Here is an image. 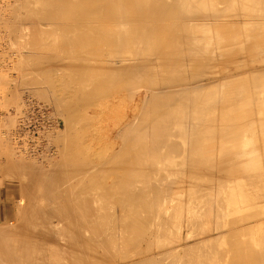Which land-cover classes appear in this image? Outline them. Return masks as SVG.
Here are the masks:
<instances>
[{"label": "bare ground", "instance_id": "bare-ground-1", "mask_svg": "<svg viewBox=\"0 0 264 264\" xmlns=\"http://www.w3.org/2000/svg\"><path fill=\"white\" fill-rule=\"evenodd\" d=\"M16 2L26 12L15 13V21L33 25L42 21V24H48L51 27L55 24L57 30L63 33L60 35H64L62 38L64 40L60 41L57 39L59 30L54 34L56 38L52 34L54 27L52 33L48 31L49 34H46L43 28L51 30V27L40 29L42 25L38 23L40 25L37 27L40 26L39 30L43 31H41L42 34L38 31L36 24L32 25L36 27L38 33L40 32L39 34L44 35L41 38L42 36L37 33L41 41L45 36L50 35L54 37V41L57 40L55 41L57 45L62 43L64 47L72 49L76 46L74 49L78 47L77 50L91 49L93 55L92 58L89 57L91 59L98 57L100 62L98 60L99 64L96 66L88 56L86 58L85 55L84 58V50L77 51L82 53L77 55L78 53L73 49L74 55L71 56L75 57L76 54L78 58L73 60L71 57V62L67 64L70 66V76L59 77L53 70L57 78L46 76L44 79L45 76H43L42 81L38 79V76L36 77L39 72L38 66L41 65L30 64L32 61L29 54L27 55L26 51L22 53L26 56H22L25 58L21 60L24 64L19 62L21 66L20 64L18 66L21 69L24 65L25 69L29 70L27 77L30 79L28 78V83L22 81V77L26 76L25 73L21 77V82L18 83L26 82L29 86L26 83V85H20L31 87L30 90L32 87L34 90L41 89H37L38 92L45 94L44 97L51 100L57 108L54 109L57 112L61 110L65 114L68 125L66 122L63 123L67 126H64L63 134L60 136V140L63 138L64 142H62L64 148L61 149V156L59 150H56L61 160L57 158L58 161L55 159L54 163L49 160L51 165L45 164L49 166L47 168H44L42 164L43 168L40 169L42 172L37 169L41 167L39 161L38 165H35L37 168L31 167L39 171L35 172L38 174L35 176L34 186L29 185L33 183L29 174L31 181L27 177V170L30 168L26 169L25 165H13L26 171L19 174L21 177V180L18 179L19 187L21 186L20 189L24 191L21 192L23 197L19 202L22 209L23 206L29 209L26 211L23 209L24 212L16 214V218H19L16 222L0 224V264H264V230L262 223H259L264 220V173L262 170L264 168L261 164L263 162H261V155H255L260 152L258 135L260 134V139L263 136L260 132L264 133V130L256 131L258 125L261 127L260 122L263 120L261 116L264 117V108L261 107L264 106V90L259 89L263 91L260 96L259 92L255 94L254 87H252L253 92L252 89L249 90L251 80L245 85V81L248 80V74L245 72H242V79L239 78L243 68L257 66L264 60V0H16ZM222 2L224 4H220ZM7 7L9 9L10 6ZM7 7L3 8L7 9ZM18 25L21 26L20 23ZM26 25L31 27L30 24ZM22 26H24L22 30L28 35L29 27ZM15 28L18 27L15 26ZM34 36L30 35L37 41ZM50 39L48 44L53 40ZM20 43H24L22 39ZM28 44L37 45H34L35 42ZM23 45L21 47L27 46L25 49H30L29 45L25 46V43ZM60 48L57 49L59 52ZM32 49L31 47L30 50ZM51 49L50 52L46 51L49 52L46 53L48 56L53 54ZM63 49L66 48H62V51ZM248 49L249 53H246ZM251 49L256 52L251 54ZM67 51L69 49L64 52ZM70 52L73 53V51ZM30 53L32 54L30 57L35 58L34 52ZM69 53H67L68 58H70ZM249 55L250 57L246 58ZM27 56L30 63L25 64ZM39 56L43 55H38L37 58ZM48 56L43 57L48 60ZM55 57L54 53L53 58ZM39 58L38 62H42L43 60ZM47 60H45L46 63H49ZM51 60H55L52 59V55L48 61L51 62ZM46 63L43 64L48 65ZM65 63L56 69L65 67ZM53 64L51 62L50 66ZM263 67L261 68L264 70ZM261 68L258 67L255 73L258 72L259 75ZM48 72L45 71L46 75L49 74ZM249 74L255 76L254 73ZM263 74L264 71L261 75ZM17 75H15L16 81ZM243 77L247 80L244 81ZM16 81L13 83L17 84ZM257 83L254 82L251 86L253 84L260 86ZM245 86H249V89L246 90ZM113 88L116 93L111 94V97L109 91ZM34 90L32 91L35 92ZM37 90L34 95L37 94ZM124 90L128 93L127 95ZM259 90L257 88V91ZM14 91L12 92L16 94ZM108 93L111 98L115 95L113 98L116 99L115 102L111 98L110 101L109 96L105 97ZM34 95L28 97L34 98ZM96 95L104 96L109 102H114L113 104L108 102L111 108L116 105L113 111L115 112L114 122H107L108 118L106 119L107 124L112 123L109 127L111 129L109 131L111 134H108L109 140L106 138L105 141L104 138L107 137L105 135L103 139L99 136L100 140L106 142L105 149L103 148L98 155L95 153L96 157L81 153L82 156L80 152H84V146L80 148L79 153L77 147L81 144L78 141L81 138L83 140L84 137L80 140L78 138L77 147L75 137L78 135H76L77 130L84 128L85 124L78 129L73 124L77 126L82 124L79 121H82L83 116L86 115L85 109L87 110L93 103L94 106L99 104L97 99L99 97ZM94 98L98 101L96 104L93 102ZM126 98H130V102ZM8 99L12 100V98ZM105 102L108 105L107 101ZM100 104L104 105V101ZM102 107L107 109L105 105ZM118 107H122V110ZM131 107L134 108V112L129 111ZM254 107L259 111L260 119L256 117L259 123L257 126L254 116L251 118ZM102 109L104 112L100 114L105 115V109ZM95 112L92 113L96 114ZM110 114L113 113L110 112L107 116ZM103 115H99L100 118L103 119ZM97 117H90L97 120V124L91 122L95 124V127H92L93 130L97 125L100 129L104 125V123L98 124L100 119ZM105 118L101 121H105ZM110 118L108 120L112 119ZM107 124L105 123L104 126L106 127ZM58 128L55 127L52 131L45 133V138L48 134L47 138H50V141L47 140L41 158H47V160L53 158L54 154L49 155L54 149L51 138L57 132L58 136L62 133L60 130L59 134ZM105 129L100 130V135L102 133L103 136ZM85 130L87 131V128ZM98 130L96 128V131ZM106 130L109 133L108 128ZM91 131L92 129L90 133ZM87 134L86 132L84 135L91 138ZM81 135L83 136L82 133ZM4 139H2L3 143ZM263 139L264 137L261 140ZM90 140L87 139L84 143ZM97 141L95 140L94 143ZM252 141L255 144L249 147ZM256 143L258 146H255ZM102 145H97L98 149L102 148ZM202 145L204 147L209 145L203 151L210 150L211 155L206 152V157L204 156L200 148ZM95 147L93 148L96 150L97 147ZM160 147H165L166 149H163L171 154L179 151L178 157L181 158H177L176 153L175 158L178 160H173L174 154L170 158L167 152L162 154L164 150L159 149ZM215 147L221 150L219 155L225 153L222 157L220 156L222 161L220 158L213 157L217 156L214 153H218L216 151L213 153ZM91 149L92 147L89 150ZM94 149L92 155H94ZM157 150H161L162 155H159V152L156 153ZM198 150H200L199 153L202 152L200 153L202 157L199 156L200 154L197 155ZM238 150L243 151L229 159V156ZM150 152L154 155L147 157L146 153ZM23 153L21 151L19 155ZM31 155L34 156L30 153L28 156ZM164 155L173 160L172 164H164L169 162L163 157ZM45 156L48 157L44 158ZM236 158L239 161L235 162ZM214 159L222 164L228 161V165L223 167L224 164L220 166L217 163L218 167L217 164L212 163ZM155 161L159 164L155 163L158 166L156 171H151L153 172L151 175L152 173L147 172L146 168H152L151 164ZM216 166L218 172H215ZM6 169L10 176L15 175L10 173L8 168ZM31 170H29L30 173H32ZM17 171L16 169L14 172L17 173L16 176L19 173ZM161 179L166 181L167 188L170 187L168 190L171 188L174 190L176 186H180L177 188L180 190H176L177 192L174 190L175 194L170 190L173 195L169 196V193L165 195L164 192L168 190L165 186L163 187ZM30 186L31 190L28 189ZM171 197H173L172 200ZM27 199L37 203L29 201L27 205ZM241 200L251 203L250 212L234 214L233 218L228 220L226 218L223 221L217 220L226 215V211L216 212L218 207L226 210H233V207L240 209L238 201ZM171 201L178 205H173ZM210 201H216V203L212 206ZM185 207H187L186 213ZM173 210L175 215L170 220L172 216L169 217V215ZM214 210L216 213L214 217L217 218L212 220L215 223L210 221V214ZM203 222L208 223L209 226L199 229V223ZM211 223H213L212 228ZM212 231L217 235L215 239L217 241L213 240L215 245L219 246L216 253L211 250L218 249L213 241L211 244ZM167 232L176 233L174 236L172 233L169 236L168 233L169 240L173 238L174 241L168 240ZM224 244L225 246L231 244L230 250H225ZM243 244H246V247ZM207 246L209 248L204 251L202 248ZM220 247L224 248L220 249ZM208 249L212 252L210 253ZM228 251L231 254H227ZM229 255L231 257H228Z\"/></svg>", "mask_w": 264, "mask_h": 264}, {"label": "rangeland", "instance_id": "rangeland-1", "mask_svg": "<svg viewBox=\"0 0 264 264\" xmlns=\"http://www.w3.org/2000/svg\"><path fill=\"white\" fill-rule=\"evenodd\" d=\"M1 1H2V2H1ZM1 1H0V3H1V4H0V21H1V23H0V94H1V95H0V100H1V101H0V135H1V136H0V137H1V138H0V141H1V142H0V213H1V212H4V213H5L6 211H7V212L9 211V212H8V213H5V214L8 215L7 217H6V216H5V217H0V224H4V225H5V224H8L9 221H12V223L16 222V220L19 219V218H16L17 215H18V213L20 214V212H24V210L26 211L27 209H29V208H26V206H23V209H24V210L22 209V207H20V206H22L21 203H20V202H21L20 200H21L22 197H23V196H21V195H23V193H21V192H24V191H23V189H20L21 186L19 187V180H21V177H19V176H20L21 173L24 171V169L21 168V167H16V166H18V164H19L20 166H24V165H25L24 167H25V168L27 167L26 169H28V168L32 169V170H31L32 173H30V171H29L30 169L27 170V171L29 172V173L27 172V177H28V180H29V181H31L30 179L32 178V182H33V183H31V184L29 183V185L34 186V179H35V176L38 174V173H35V172L37 171V169H38L39 171H41L40 169H42L43 166H45L44 168L49 167V166H46L45 164L49 163V164L51 165V163H52L55 159H56L57 161H58V159L61 160V157H60L61 154H62V150H61V149H63L64 146H63V144H62V142H63V138L61 137V138H62V139H61L62 141H61V140H60V136L63 134L64 128L68 125L67 122H66L67 120H66V118H65V116H64L65 114L62 113L61 110H59L61 113H60L59 111L57 112V110H56L57 108L54 107L55 105L52 104L51 100H48V98H45V97H44L45 94L42 95L40 91H39V92H40V95L38 94V93H39L38 90H41V89L37 88V89H38V90H37V89L35 88V90H34L33 87H32V89L30 90L31 87H25L24 85H20V84H25L26 82H27V83L29 82V81H28V78H29V77H27V73H29V70L27 71V70L25 69V66H24V65H22V67L24 66V68L21 67V69H20V67H19V66H21V64H24L23 61L21 62V60H22V58H23V60L25 59L24 57H22V56H25V54H22V53H24V52L26 51L25 53H27V55L29 54L28 56H29V58H30L31 61H32V62L30 63V60L28 59V56H27L26 60L24 61L25 64L29 62L30 64H32V63H36V65H41V66H42V67H41V66H38V68H39V72H38V73H39V74L37 73V75H36V77L38 76V77H39L38 79H41L42 81H43V78H44L43 76H45L44 79H46V76L49 77V78H53V77H54V78L56 79L57 77H56V75L54 74V72H55V73L57 74V76H59V77H61V76H63V75H65L66 77H67V75L70 76V75H69V74H70V72H69V71H70V70H69L70 66L67 65V64H69L68 62H71V57H72L73 60H74V58H75V59L78 58V57H76V54H75V57L71 56L72 54L74 55V50H76V53H78L77 55H79V54L81 55L82 53H79V52H82V51L84 50V51H83V56H84V58H85V55H86V58H88L89 56L92 58V55H93V54H92V52H91V49H88V48L86 49V48H85V49H80V50H81V51H80V50H77L78 47H77V49H74L76 46H74V47L72 46L73 49H74V50H73V49L70 48V47H68V48H67L66 46L64 47L63 45H61L62 43H60V45L58 44L59 47H61V48H60L61 51L59 52V51H58V50H59V49H58L59 47H58V45H57V42H56V44H55V41H57V40L54 41V39H53L54 37H53V36H50V35H49L48 37L45 36L46 39H45V37H44V39H42L43 41H41L40 38H39L38 35H37L38 31H40V30H39L40 26H39V28H38L37 25H40V24L42 25L40 29H42V27H45V28H46V27H51V26H48V24H42V23H43L42 21H40V22H36V23H35L36 25H35V24H34V25L38 28V31H37V29H35L36 27H33V26H34L33 24H31V23H26V22H25V23H22V22H19V21H18V22L20 23V25H21V26H19V25H18L19 23H18L17 21L14 20V14H15V13H16V14H17V13H18V14H19V13H24V12H26V10H25V9L23 10L22 8H20V6L17 5L18 2H16V0H1ZM221 1H222V0H221ZM9 2H10V3H9ZM14 2H15L16 4H15ZM238 2H240V1H238ZM5 3H6V4H5ZM13 3H14V5H13ZM229 3H230V2H229ZM9 4H10V5H9ZM220 4H224V3L222 2V3H220ZM12 5H13V6H12ZM2 6H3V7H4V6H6V7H7V6H10V7H9V9H8V7H7V9H6V8H3ZM19 8H20V9H19ZM12 9H13V10H12ZM18 9H19V10H18ZM6 10H7V11H6ZM8 11H10V12H8ZM12 11H13V12H12ZM19 11H20V12H19ZM1 14H2V15H1ZM8 14H9L10 16H9ZM3 15H4L5 17H4ZM4 18H5V19H4ZM9 18H10L11 20H10ZM241 18H242V17H241ZM243 18H244V17H243ZM246 18H247V17H246ZM246 18H245V19H246ZM258 19H261V18L258 17ZM2 20H3V22H2ZM14 21H15V22H14ZM16 22H17L18 24H17ZM9 23H10V24H9ZM12 23H13V25H12ZM15 23H16V24H15ZM38 23H40V24H38ZM5 24H6V25H5ZM14 24H15V25H14ZM26 24H28V25L30 24L31 27L27 26ZM7 25H8V28H7ZM22 25H25L26 27H29L30 30L28 29V33H27L29 36L26 35V34L24 33L25 31L22 30V28L24 27V26H22ZM32 25H33V26H32ZM4 26H5V27H4ZM15 26L18 27V28H15ZM32 27H33V28H32ZM53 27H54V28H53ZM10 28H11L12 30H11ZM14 28H15V29H14ZM20 28H21V29H20ZM52 28L54 29V33H52V31H53ZM55 28H56V29H55ZM8 29H10V30L8 31ZM34 29H35V30H34ZM47 29H49V30H47ZM32 30H34V31H32ZM46 30H47V31H46ZM58 30H59V29H58ZM58 30H57V27L55 26V24L52 25L51 30H50V28H46V29L43 28V31H44L46 34H49V32H50V33H52L53 35L55 34V32L57 33ZM15 31H16V32H15ZM41 31H42V30H41ZM41 31H40V32H41ZM43 31H42V32H43ZM48 31H49V32H48ZM59 31H60V32H58V34H59L60 38H61V39L64 38V35H60V34H63V33L61 32V30H59ZM20 32H21V33H20ZM31 32H33V33L35 32V33L33 34V33H31ZM40 32H39V33H40ZM42 32H41V33H42ZM29 33H30V34H29ZM39 33H38V34H39ZM19 34H20V36H19ZM22 34H24V35H22ZM42 34H43V33H42ZM42 34H39V35L42 36ZM46 34H45V35H46ZM52 34H51V35H52ZM58 34H57V36H58ZM30 35H31V36H34V35H35L34 37H36V40H37V41H35L33 37H30ZM36 35H37V36H36ZM262 35H263V34H262ZM21 36H22V37H21ZM27 36H28V37H27ZM41 36H40V37H41ZM43 36H44V35H43ZM43 36H42L41 38H43ZM54 36H55V35H54ZM59 36L57 37V39H59L60 41H63L64 39L61 40V39L59 38ZM15 37H16L17 39H15ZM37 37H38L39 39H38ZM26 38H28L29 40L26 39ZM47 38H48V39H47ZM50 38H52L53 40L51 41L50 44H48V43L50 42V40H51ZM55 38H56V36H55ZM262 38H263V37H262ZM21 39H22V43H23V42L25 43V46H26V44H27V45H29L28 48L31 49V47H32L34 50H33V49H32V50H30V49H25L27 46H26V47H21V45L24 46V45H23L24 43H23V44L20 43V42H21ZM23 39H25L27 43H26L25 40H23ZM30 39H31V40H30ZM32 39H33V40H32ZM16 40H17V42H18L19 44H18L17 42H15ZM39 40H40V41H39ZM45 40H47V41H45ZM11 41H12V42H11ZM28 41H29V42H28ZM32 41H34L35 44H34V42H32ZM38 41H39V43H38ZM13 42H14V43H13ZM47 42H48V43H47ZM28 43H33L34 45L37 44L36 46H38V45H39V46H38V47H36V46H32L31 44H28ZM40 43H41V46H43V48L46 47V48L48 49V47H50V46L52 47V49H51V47L48 49L49 52H50V49H51V52H53V54H51V55H52V59H53V60L55 59V60H54L55 62L51 60L52 64L54 63L52 66H50V65H51V62L48 61V60H50L51 55L49 54L50 57L47 55L49 52H46V51H48V50H47L46 48H44V49L41 48ZM42 43H43L44 45H42ZM58 43H59V41H58ZM54 44H55L56 46H55ZM54 46H55V47H54ZM62 46H63V47H62ZM252 46H253V45H252ZM57 47H58V48H57ZM23 48H24V49H23ZM36 48H37V50H36ZM40 48H41L42 50H41ZM53 48H55V49H53ZM56 48H57L58 50H57ZM62 48H66V49H63V51H62ZM38 49H40L42 52H41L40 50H38ZM68 49H69V51H73V53H72V52L69 53V51L64 52L65 50H68ZM70 49H72V50H70ZM261 49H262V47H261ZM18 50H19L20 53L18 52ZM20 50H21V51H20ZM53 50L59 52L60 54L57 53V52H54ZM251 50H252V49H251ZM27 51H28V52H27ZM31 51L34 52V53H33V57L35 56V58H37L38 55L48 56V60H47L46 57L39 56L40 58H39V57H38V58L41 59V60H43V61H42V62H41V61L38 62V61H39L38 58H37L36 60H35V58H31V57H32V54L30 53ZM77 51H79V52H77ZM85 51L90 52V53H87V52H86V54H85ZM39 52H40L41 54H40ZM44 52H45V53H44ZM254 52H256V51H254V49H253L252 52H251V54H253ZM263 52H264V50H263ZM263 52H262V53H263ZM35 53H36V54H35ZM37 53H38V54H37ZM42 53H43V54H42ZM46 53H47V54H46ZM54 53H55V56H56L55 58H53ZM64 53H65L66 55H65ZM67 53H69L68 55L70 56V58H68ZM246 53H249V49L246 51ZM21 54H22V55H21ZM30 54H31V57H30ZM44 54H45V55H44ZM61 54H62V55H61ZM63 54H64V55H63ZM58 55H59V56H58ZM61 56H63V58H62ZM65 56H66V57H65ZM87 56H88V57H87ZM25 57H26V56H25ZM41 57H43V58H41ZM80 57H82V56H80ZM90 57H89V59H91ZM249 57H250V55H249V56H246V58H249ZM58 58H59V59H58ZM61 58H62V59H61ZM65 58H66V59H65ZM67 58H68V60H67ZM82 58H83V57H82ZM93 58H94V59H91L90 61H91V62L93 61V63L95 62V65L98 66V64H99V62H100V58H98V57H97L98 59H97L96 57H93ZM95 58H96V59H95ZM64 59H65V62H67V63H65V62L63 61ZM33 60H34V61H33ZM45 60H47V62H49L50 64H49V63H46ZM56 60L58 61V63H56V62H57ZM95 60H97V61H95ZM98 60H99V62H98ZM35 61H36V62H35ZM59 61H60V62H59ZM62 61H63V62H62ZM19 62H21V64H20ZM14 63H15V64H14ZM43 63H44V64L46 63V64H48V65H44ZM59 63H61V64H59ZM64 63H65V67L62 66L63 68L56 69V68H58V67H61V65L64 64ZM18 64H20V65L18 66ZM55 64H56V65H59V66H56ZM54 65H55L56 67H55ZM263 65H264V60H262L260 63H258L257 66H253V65H251V67L243 68V69L241 70V74H242V75H239L240 77L238 76L239 78L242 79V76H243V73H242V72H245V73L248 74V75H247L248 80H247L245 77H243V78H244V81H245V80L248 81V83H246L247 81H245V85L249 84V80L252 81V79L255 78V79H253V81L255 80L254 82H258L259 84H258V83H257V84L260 85L261 87H260V86H257V85L254 86L255 84H253V86H251V84L254 83L253 81H252V82L250 81V84H249L250 89H249V86H245V87H247L246 90H248V89L251 90L252 87H254L253 89H255V91H256L255 94H257V92H259V96H260V94L262 95V92H263V91H260V90H264V84H263L264 82H263V83L261 82V81H264V80H263V76H264V74L261 75L262 72L264 71V70L261 68V67H263ZM43 66H44L45 68H44ZM46 66H47V69H46ZM48 66H50L51 69H52V67H53V68L55 67L54 69H52V72H53V70H54L53 74H52V72H51V69H50ZM258 67L261 68V69H260L261 71L259 72V75H258V72L255 73V71H258V69H257ZM48 68H49V69H48ZM263 68H264V67H263ZM18 69H19V70H18ZM22 69H23V70H22ZM44 69H45V70H44ZM254 69H256V70H254ZM40 70H41V71H40ZM55 70H56V71H55ZM59 70H60V72H59ZM262 70H263V71H262ZM18 71L20 72V74H19ZM45 71H46V72L49 71V72H48V73H49V74H48L49 76L46 75L47 73H45ZM57 71H58V72H57ZM65 71H67V72L65 73ZM43 72H44V75H43ZM250 72H251V73H254L255 76H254V77L251 76V74H249ZM25 73H26V76H25V77H22V76L25 75ZM40 73H41V75H42L41 78H40V76H41ZM50 73H51V75H50ZM59 73H60V75H58ZM245 73H244V76H246ZM17 74H18V75H17ZM235 74H236V73H235ZM15 75H17V81H16V78H15V77H16ZM53 75H54V76H53ZM252 75H253V74H252ZM9 76H10V77H9ZM11 76H12L13 78H12ZM51 76H52V77H51ZM256 76L258 77V80H257V81H256V78H257ZM2 77H3V78H2ZM18 77H19L20 79H19ZM21 77H22V81H23V82L26 81L25 83H23V82H22V83H18L19 81L21 82ZM238 77H237V78H238ZM252 77H253V78H252ZM9 78H10V80H9ZM14 78H15V79H14ZM23 78H25V79H27V80H25V79H23ZM250 78H252V79H250ZM261 78H262V79H261ZM13 79H14V80H13ZM29 79H30V78H29ZM4 80H5V81H4ZM6 80H8L9 82H8V81L6 82ZM15 81L17 82V84H16V83H13V82H15ZM4 82H5V83H4ZM260 82H261L262 85L260 84ZM2 83H3V84H2ZM8 83H9V85H8ZM27 83H26V84H27ZM4 84H5V85H4ZM13 84H14V85H13ZM26 84H25V85H26ZM18 85H19V86H18ZM27 85H28V84H27ZM39 85H40V84L38 83V86H39ZM13 86H14V87H13ZM20 86H23V87H20ZM28 86H29V85H28ZM18 87H19V88H18ZM11 88H13V89H11ZM22 88H23V89H22ZM24 88H25L26 90H25ZM28 88H29V90H28ZM257 88H258V90H259L260 88H261V89H260L259 91H257ZM4 89H5V90H4ZM16 89H17V90H16ZM20 89H22V91H20ZM114 89H115V88H113V90H114ZM253 89H252V92L254 91ZM14 90H15V91H14ZM27 90H28V91H27ZM32 90H34L35 92H33ZM36 90H37V94L34 95V94L36 93ZM113 90H112V91H111V90L109 91V93L111 92L110 95L113 94V93H116L115 90H114V91H113ZM12 91L16 92L17 95H16L15 93H13ZM31 91H32L33 93H32ZM124 91L126 92V90H124ZM124 91H123V92H124ZM250 92H251V91H250ZM12 93H13V95H12ZM109 93H108L105 97L108 98ZM263 93H264V92H263ZM14 94H15V95H14ZM18 94H21V95L19 96ZM121 94H122V93H121ZM127 94H128V93L126 92L125 95H127ZM26 95H27V97H26ZM30 95H34V98H35V99L37 98L36 100H38V101H41V102L44 101V103L47 104L48 106L50 105L49 103H51L52 105H50V108L52 107L51 110H52L53 112L55 111V112L53 113L54 116H55V113H56V112L59 113V114L56 113V119H57V120L59 119L58 121L60 122V125H59V128H58L57 131H60V130H61V131L63 130V131H62V133H61V131L59 132V134L61 133L59 136H58V132L54 135L53 138H56L55 140H54L53 138H51V140H53V141L51 142V143H52L51 145H52V146L54 145V149H55V151H54V149L52 150V152H51L49 155H51V154L53 155V154H54V155H53V158H48V160H47V158H46V157H48V156H45V157H44V158H46V159L41 158V157H42V154H41V156H40L39 154H36L38 157L35 156V154H34V156L31 155V156H33V157L28 156V155H29V152H26V151H23V152L26 153V154L23 153V154L19 155V151L17 150V148L15 147V144H14L13 140L11 139V131H13L14 128H15V126H16L17 119H18V115H20V114L23 113V111H24V109H25L24 107L26 106L24 102H26V98H28V96H30ZM37 95H39V96H37ZM41 95H42V96H41ZM122 95H123V94H122ZM15 96H16L17 98H16ZM257 96H258V95H257ZM39 97H43V98H39ZM46 97H47V96H46ZM96 97H99V98H100V100H99V98H97L98 101H99V104L97 103L98 101H96V99H95ZM96 97L94 98L95 101L93 100V102H95V104L97 103L98 105L96 104V106H94V103H93V105L91 104L92 106L90 105V106L87 108V110L85 109V112H84V113H85L86 115L83 114V115H85V116H83L82 121H79V122H82V124L80 123V125H78V126H77L76 124H73V125L76 126L77 129H78V127H81V125H84V124H85V125H84V128H85V129L87 128V131H86L83 127H82V128H83V131H81L82 128H79V129H80L79 131H81V132H79V131L77 130L76 135H77V134H78V135L75 137V144H76V147H77V144H78L79 142L81 143V144H78L79 146L77 147L78 153L81 151L80 148H82V146H84V152L81 151L80 154H81V153H84L83 155H87V154H88V156L91 154V155H90L91 157H94V156L96 157V154H95V153H97V155H98L99 152L101 153V152L103 151V148L105 149L106 146H104V145H106V142L100 140V137H99V136H101L102 139H103L105 136H107V137H105L104 139H105V141H106V138H108V140H109V135L111 134V133L109 132V131H111V129H110L109 127L112 126V125L110 126V124H112V123H110V124L108 123V124H107V122H108V121H109V122H110V121L114 122V121H113V119H114L113 116H114V113H115V112H113V111L115 110V107H116V105H114L115 107H114V108H111V104H113V103L115 102V100H116V99H113V98H115V95H113V98H111L112 95H111V97L109 96V100H110V101H111V99L114 100L113 103H112V102H109L107 98L105 99L104 96H103L104 98L101 97V95H99V96L96 95ZM5 98H6V99H5ZM8 98H12V100H11V99H8ZM23 98H25V99H23ZM102 98H103V100H102ZM110 98H111V99H110ZM39 99H40V100H39ZM41 99H47V100H43V101H42ZM126 99H127V101L129 100L128 102H130V98H129V99L126 98ZM2 100H4V101H2ZM15 100H16V101H15ZM258 100H259V98H258ZM258 100H257V101H258ZM48 101H49V103H48ZM103 101H104V105L107 106V109H109L108 111H107V109H105L106 107H102V106H104V105L101 106L100 103H101V102L103 103ZM105 101H107V104H108V105L105 104V103H106ZM108 102L111 103V104H109ZM259 102H260V106H261V100H260ZM15 103H16V104H15ZM22 104H23V105H22ZM257 104H259V103H257ZM257 104H256V105H257ZM109 105H110V106H109ZM256 105H255V106H256ZM263 105H264V102H263ZM93 106H94V107H97V108L94 109ZM100 106H101V108L98 109V107H100ZM253 106H254V105H253ZM21 107H22V108H21ZM90 107H91V108H90ZM256 107H257V106H256ZM261 107H262V109L264 108V106H261ZM261 107H259V108H261ZM54 108H56V109H54ZM102 108L105 109V112H106L107 114H106V113H104L105 115L100 114V113L104 112V110H103ZM118 108H119V107H118ZM88 109H89V110H88ZM92 109H94V110H92ZM119 109L122 110V107L119 108ZM119 109H118V110H119ZM252 109H254V110L252 111V112H254V114H252V112H251V115H252L251 118L254 116V119L256 120L255 123H256V126H257V125L259 124V123H258V119H260V118L258 117V115H259V111H258L257 108L255 109V107L252 108ZM98 110H99V112H98ZM131 110H133V112H134V108L131 107V108L129 109V111H131ZM90 111H91V112H90ZM95 111H96V112H95ZM109 111H110L111 113H113V114H110V116L112 115V117H113V118L111 117L112 119L110 118V116H107V115H109V113H110ZM92 112H95L96 114L99 113V114L96 115V114H94V113H92ZM97 112H98V113H97ZM108 112H109V113H108ZM255 112H257L258 114L255 113ZM91 113H92V114H91ZM59 115H60V116H59ZM62 115H63V116H62ZM99 115H103V116H104V117L102 116L103 119L100 118ZM255 115H256V116H255ZM95 116H96V117L99 116V117H97L98 119H100V120H98V121H99L98 124H100V125H103V123H104V125H105V123L107 124L106 127L108 128V132H109V133H107V130H106L107 128H106L104 125H103V127L101 126V127H102L101 129H103V128L105 129V128H106V129H105V132H106V133L104 132L105 134L103 133V136H102V133H101V135H100V130H101V129L98 128V125H97L96 128L99 129V130L96 131V128H94V130H93L92 127H93V126L95 127V124H97V120H96L95 118H92V119H91L90 117H95ZM106 116H107V117H106ZM12 117H13V118H12ZM16 117H17V118H16ZM85 117H87V118L85 119ZM88 117H89V118H88ZM105 117H106V118H105ZM256 117H258V119H256ZM8 118H9V119H8ZM104 118H105V121H101V120H104ZM107 118H108V119L110 118L111 120H108ZM251 118H249V119H251ZM261 118H263V120H261V122L259 121L261 127H259V125H258L257 128H256V131H259V129H260V131H261V130H264V129H263V126H264V117L261 116ZM10 119H11V120H10ZM87 119H88V121L90 120L89 122H90V124H92L91 126H90L89 122L86 121ZM106 119H107V122H106ZM83 120H85V121H83ZM91 120H92V121H91ZM95 120H96V121H95ZM245 120H246V118H245ZM61 121H62V122H61ZM100 121L102 122V124H101ZM262 121H263V122H262ZM65 122H66L67 125H64ZM83 122H84V123H83ZM91 122H93V123L96 122V123L93 125V123H91ZM63 123H64V124H63ZM86 123H87V124H86ZM78 124H79V123H78ZM262 124H263V126H262ZM61 125H62V126H61ZM88 125H89V126H88ZM100 125H99V127H100ZM64 126H65V127H64ZM62 127H63V128H62ZM88 127H89L90 129H89ZM258 127H259V128H258ZM4 128H5V129H4ZM60 128H61V129H60ZM91 129H92V131H91V133H90V130H91ZM109 129H110V130H109ZM5 130H6V132H5ZM84 130H85V132H84ZM189 130H190V129H189ZM3 132H5L6 134L3 133ZM9 132H10V133H9ZM86 132L88 133V134H87L88 137L91 136V138L89 137L91 140L85 136V135H86ZM92 132L97 133V135L94 136V135H93L94 133H92ZM101 132H103V130H102ZM189 132L191 133V131H189ZM189 132L187 133L188 135H189ZM7 133H8L9 136L7 135ZM81 133L83 134V136L81 135ZM260 133H261V135H263V136H261L260 139H259V135H260V134H259V132L257 133V134H259V135H258V142H259V143L257 142V143L259 144V146H258L257 143H256L257 145H255V146H258V147H259V148H258V147H257V148H258V150H260V152H257V153L254 152V153H255V155H259V156L261 155V157H260V158H261V162L263 161L261 164H262V168H264V167H263V166H264V165H263V164H264V150L262 151V148L264 149V143H263V140H264V139L261 140L262 137H264V133H263V131H261ZM262 133H263V134H262ZM79 134H80L81 136H80ZM84 134H85V135H84ZM89 134H90V135H89ZM91 134H92V135H91ZM108 134H109V135H108ZM104 135H105V136H104ZM3 136H4V137H3ZM57 136H58V138H57ZM47 137H48V134H47V136H46V140H49V141H50V138L48 139ZM81 137H84V139L82 140ZM85 137H86V139H85ZM92 137H94V138L96 137V138H95L96 141H97V138L99 137V138H98V141H97L96 143H94L95 140H93L94 138L92 139ZM189 137L191 138L190 135H189ZM4 138H5V139H4ZM78 138H79V140H80V138H81V140L78 141ZM249 138H250V137H249ZM253 138H254V137H253ZM2 139H4V143L2 142V141H3ZM9 139H11V140H9ZM57 139H58L59 141H58ZM87 139L90 140V141H89L90 143L88 142L89 144H88V143H84V142L87 141ZM254 139H255V138H254ZM56 140H57V141H56ZM84 140H85V141H84ZM108 140H107V142H108ZM189 140L191 141V139H189ZM250 140H251V139H250ZM260 140H261V141H260ZM77 141H78V143H77ZM91 141H93V142H91ZM100 141H101V143H99ZM253 141H254V140H253ZM253 141L251 142V144H249V145H250L249 147L254 146L255 142H254V144H253ZM53 142H54V143H53ZM59 142H60V143H59ZM102 142H103V143H102ZM56 143L61 144V145H59V146H62V148H59V149H58L59 146H58ZM63 143H64V142H63ZM92 143H93V146H92ZM98 143H99V144H98ZM104 143H105V144H104ZM55 144H56V145H55ZM90 144H91V145H90ZM96 144H97L98 146L103 144V145H102V148L98 149V146H97ZM2 145H3V146H2ZM5 145H6V147H5ZM11 145H12V146H11ZM85 145H86V146H85ZM87 145H88L89 147H88ZM1 146H2V147H1ZM80 146H81V147H80ZM94 146L97 147L96 150H97L98 152L93 148ZM206 146H207V145H206ZM206 146L204 147V146L202 145V147H200V148L202 149V150H201V149H200V150L203 152L204 156L206 155V154H205L206 152L209 153V151H210V150H209V151H208V150L203 151V149L208 148L209 145H208L207 147H206ZM215 146H216V145H215ZM55 147H57V148H55ZM91 147H92V149L89 150ZM96 147H95V148H96ZM100 147H101V146H100ZM189 147H190V142H189ZM203 147H204V148H203ZM15 148H16V149H15ZM85 148H86L87 151L85 150ZM161 148H162V149H161ZM163 148H165V147H160V148H159V149H161V150H164L163 152H162L161 150H159V151L157 150L156 153L159 152V155L161 154V152H162V154H165V152L168 153V151L165 150L166 148H165V149H163ZM260 148H261V149H260ZM4 149H5V150H4ZM93 149L95 150V151H94V155H92V154H93V152H92ZM218 149H219V148L215 147V148H214V151H213V153H214L215 151L218 152V153H214V155L216 154L217 156H213V154H212V156H213V157H216V159H219L220 156L222 157L223 155H225V153L223 154L222 152H221V153H222L223 155H222V154L219 155V152H220L221 150H218ZM2 150H3V151H2ZM6 150H7V151H6ZM8 150H9V151H8ZM56 150H57V151L59 150L60 156L58 155V152H57ZM60 150H61V151H60ZM82 150H83V149H82ZM88 150H89V152H88ZM101 150H102V151H101ZM200 150L197 151V155H199L200 153H202V152L199 153ZM217 150H218V151H217ZM16 151H17V152H16ZM241 151H243V150H238L237 152H234L233 154H231V155L229 156V159H231V157L233 158L237 153H240ZM261 151H262V152H261ZM1 152H2V153H1ZM56 152H57V153H56ZM87 152H88V153H87ZM91 152H92V153H91ZM178 152H179V151H177V152L174 151V153H172V154H171V153H168V154H169V157L172 158V156H173V154H174V156H173V160H174V159H177V158L180 159L181 157H178V156H180V154H178ZM210 152H211V151H210ZM245 152H246V151H245ZM245 152H242V153H245ZM4 153H5V155H4ZM167 153H166V154H167ZM176 153H177V158H175V157H176V156H175ZM179 153H180V152H179ZM262 153H263V154H262ZM7 154H8V155H7ZM30 154H31V153H30ZM146 154H147V157H148V155H149V156H150V155L152 156L153 152L146 153ZM162 154H161V155H162ZM168 154H167V155H168ZM195 154H196V152H195ZM195 154H194V155H195ZM209 154L211 155V153H209ZM226 154H227V153H226ZM52 155H51V156H52ZM81 155H82V154H81ZM83 155H82V156H83ZM153 155H154V154H153ZM171 155H172V156H171ZM188 155H189V153H188ZM197 155H196V156H197ZM218 155H219V156H218ZM51 156H50V157H51ZM57 156H58V157H57ZM199 156L202 157L203 155L201 156V154H200ZM207 156H209V155H207ZM19 157H20V159H19ZM27 157H29V158H27ZM163 157L167 158L166 155H164ZM205 157H206V156H205ZM262 157H263V159H262ZM5 158H6V159H5ZM24 158H25V159H24ZM30 158H31V159H30ZM57 158H58V159H57ZM170 158H167V160H168L169 162H164V161H165V160H164V161H163L164 164H169V163L172 164V161H173V160L171 161ZM160 159H161V157H160ZM163 159H164V158H163ZM216 159H214V160L212 161V163H214L215 165H216L217 163H219L220 166H222V165L224 164L223 167H224L225 165H226V166L228 165V161H225V162H223V164H222V162H220V161H222V160H221L222 158H220V161L217 160V162H216ZM17 160H18V161H17ZM21 160H22V161H21ZM26 160H27V161H26ZM30 160H31L32 162H31ZM34 160H35V161H34ZM49 160L51 161V163H50ZM167 160H166V161H167ZM177 160H178V159H177ZM177 160H175V162H176ZM4 161H5V162H4ZM6 161H7V162H6ZM10 161H11L12 163H11ZM20 161H21V162H20ZM24 161H25V162H24ZM29 161H30V162H29ZM38 161H39V164H40L39 166H41L42 164H44V165L41 166L40 168H39V167H38V168L36 167V166L38 165V163H37ZM45 161H47V162H45ZM48 161H49V162H48ZM160 161H161V160H160ZM170 161H171V162H170ZM218 161H219V162H218ZM234 161H235V162H236V161H239V159L236 158V159H234ZM18 162H19V163H18ZM26 162H27V163H26ZM28 162H29V163H28ZM40 162H43V163H40ZM54 162H56V161H54ZM54 162H53V163H54ZM156 162L159 164L158 161H155V162H153V163L151 164V166L153 165L155 168H153V166H152V168H151V167H150V168H146V171H147V172H151V171L154 172V171H156L157 166H158V165H155ZM177 162H178V161H177ZM215 162H216V163H215ZM226 162H227V164H226ZM20 163H21V164H20ZM33 163H34V165H33ZM157 163H156V164H157ZM173 163H174V162H173ZM14 164L16 165L15 167L13 166ZM49 164H48V165H49ZM170 164H169V165H170ZM10 165H11V166H10ZM35 165H36V166H35ZM5 166H6V168H8V171H10V169H12V168L14 167V168H13L14 171L11 170L12 172L10 171V173H13V174H15V175H14V176H12V175L10 176V174H9V172H7V169L5 168ZM9 166H10V167H9ZM12 166H13V167H12ZM32 166L35 167V168H37V169L34 170V168H31ZM217 166H218V164H217ZM217 166H216L215 172H218V167H219V166H218V167H217ZM2 169L6 170L5 173H4V170L2 171ZM16 169L19 171L18 176H16L17 173H14V172H16ZM21 169H22V170H21ZM148 169H150V170L148 171ZM151 169H153V170H151ZM224 169H225V168H224ZM262 170H263V173H264V169H262ZM18 171H17V172H18ZM20 171H21V172H20ZM39 171H37V172H39ZM2 172H3V173H2ZM24 172H26V171H24ZM41 172H42V171H41ZM153 172H151V173H152L151 175H153ZM261 172H262V171H261ZM19 174H20V175H19ZM28 174L30 175L31 178L28 176ZM223 174H224V173H223ZM223 174H222V175H223ZM9 176H10V177H9ZM13 177H14V178H13ZM17 177H18V178H17ZM260 177H262V176L260 175ZM161 178H163V177H161ZM12 179H13V180H12ZM18 179H19V180H18ZM258 179H261V178H258ZM263 179H264V178H263ZM163 180H164V179H161L160 182L162 183V185H163V187H164V186L166 185V181H165V180L163 181ZM7 181H8V182H7ZM12 181H13V182H12ZM5 182H6V183H5ZM16 183H17V184H16ZM164 183H165V184H164ZM32 184H33V185H32ZM153 184H154V183H153ZM158 184L161 185L160 183H158ZM31 186H30L28 189L32 188ZM171 186H172V185H171ZM175 186H176V184H175ZM175 186L173 185L172 187L175 188ZM165 187H166V186H165ZM166 188H167V187H166ZM169 188H170V187H168L166 190H168ZM177 188H180V186H179V187L176 186V188H175L174 190H175V191H176V190L179 191L180 189H177ZM28 189H27V192L29 191ZM21 190H22V191H21ZM30 190H31V189H30ZM170 190L172 191L171 193H174V192H175L174 190H172V188H171ZM170 190H168V192L165 191L164 194H165V193H169L170 195H169V194H167V195H169V196L173 195V194L170 193ZM217 190H218V189H217ZM173 191H174V192H173ZM30 192H31V191H30ZM176 192H177V191H176ZM176 192H175V193H176ZM175 193H174V194H175ZM28 194H29V193H28ZM165 195H166V194H165ZM20 196H21V197H20ZM31 198H32V197H31ZM31 198H29V199H31ZM29 199H27V200H28L27 205L29 204V201H30V202L32 201L33 203H34V202L37 203V201H33V200H29ZM172 199H173V197H171V200H172ZM213 200H215V199L213 198ZM19 201H20V202H19ZM18 202H19V203H18ZM210 202H211L212 206L216 203V201H210ZM263 202H264V201H263ZM33 203H31L32 206H33ZM171 203H172L173 205H178V204H176V203L173 202V201H171ZM238 203H239V205L241 206L240 209H236L235 207H233V210H231V209H227V210H226V209H224V208H222V207H218L216 212L226 211V215L223 216V217H221V218L214 217V216L216 215L215 210H214L213 213H215V214L212 215V214H213L212 212H211V214H210V217H211V218H210V221H211L212 219L214 220V218H215V220H216V218H217V220H221V221H223L224 218H226V219L228 220V219L233 218V215H234V214H242V213L245 214V213H247V212H250V210H251V203H250V202L245 201V200H241V201H238ZM31 204H30L29 206H31ZM16 205H17V206L19 205L18 208H17ZM217 205H219V204H217ZM217 205H216V206H217ZM29 206H27V207H29ZM24 207H25L26 209H25ZM214 209H215V208H214ZM18 210H19V212H18ZM20 210H22V211H20ZM174 211H175V210H173V211L170 212L169 217L172 216L170 220H172L173 216L175 215V212H174ZM186 211H187V207L184 208V212H185V213H186ZM16 214H17V215H16ZM211 215H212V216H211ZM9 218H10V220H9ZM170 220H169V221H170ZM213 220H212V222L215 223V221H213ZM210 221H209V222H210ZM259 223H262V225H263V230H264V220L261 221V222H259ZM17 224H18V222H17ZM207 225L209 226L208 223H206V222L204 223V222H203V223H199L198 226H199V229H200V228L206 227ZM210 227H211V228L213 227V223L210 224ZM192 231H195V230H192ZM212 232H213V231H212ZM168 233H169V236H170V233H172V232H167V237H168ZM174 234L176 235V233H174ZM174 234L172 233L173 236H174ZM263 234H264V232H263ZM179 235H180V234H179ZM181 235H182V234H181ZM212 235H213V236H212ZM212 235H210V237L212 236V237H211V238H212V239H211V244H213V243H212L213 240H214V241H217V240H215V239H216V236H217L216 233L214 234V232H213ZM171 237H172V236H171ZM171 237H170V238H171ZM198 237H200V236H198ZM214 237H215V238H214ZM204 238H205V237H204ZM200 239H201V238H200ZM154 240H155V239H154ZM168 240H169V237H168ZM169 241H170V240H169ZM172 241H174L173 238H171V241H170V242H172ZM197 241H198V239H197ZM214 241H213V242H214ZM153 242H155V241H153ZM156 242H157V241H156ZM166 243H169V242L166 241ZM166 243H165V244H166ZM196 243H197V242H196ZM217 243H218V242H216V244H217ZM153 244H156V243H153ZM200 244H201V243H200ZM209 244H210V242H209ZM246 244L249 245L248 243H246ZM246 244H243V245H245L244 247H246ZM214 245H215V242H214ZM214 245H212V246H214ZM215 246L218 247V249H217V248H214L215 250H214V249H211V250H213L214 253H216V250H219V246H217V245H215ZM215 246H214V247H215ZM224 246H225V244H224ZM230 246H231V244H227V246H225V248H224V247H220V249H223V248H224L225 250H226V249H227V250H230V248H231ZM229 247H230V248H229ZM207 248H209V247L207 246V247H204V248H202V249L205 251V249H207ZM228 248H229V249H228ZM247 248H248V246H247ZM245 249H246V248H244V250H245ZM209 250H210V249H208V251H209ZM196 251H198V253H199V250H198V249H197ZM200 251H201V250H200ZM201 252H203V251H201ZM209 252L211 253L212 251H209ZM228 252H229V251H228ZM227 254H231V252H229V253H227ZM226 256H227V255H226ZM228 257H231V255H229ZM228 257H227V258H228ZM229 259H230V258H229Z\"/></svg>", "mask_w": 264, "mask_h": 264}, {"label": "built area", "instance_id": "built-area-1", "mask_svg": "<svg viewBox=\"0 0 264 264\" xmlns=\"http://www.w3.org/2000/svg\"><path fill=\"white\" fill-rule=\"evenodd\" d=\"M25 109L18 115L17 123L11 131V139L19 152L41 154L45 151V133L59 127L51 108L44 102L28 97Z\"/></svg>", "mask_w": 264, "mask_h": 264}, {"label": "crops", "instance_id": "crops-1", "mask_svg": "<svg viewBox=\"0 0 264 264\" xmlns=\"http://www.w3.org/2000/svg\"><path fill=\"white\" fill-rule=\"evenodd\" d=\"M8 212H9V211H8ZM8 212L6 211L5 213H8ZM5 213H4V212H1V213H0V217H5V216L7 217L8 215L5 214Z\"/></svg>", "mask_w": 264, "mask_h": 264}]
</instances>
